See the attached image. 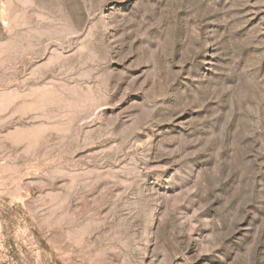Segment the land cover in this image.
I'll list each match as a JSON object with an SVG mask.
<instances>
[{
  "label": "rangeland",
  "instance_id": "obj_1",
  "mask_svg": "<svg viewBox=\"0 0 264 264\" xmlns=\"http://www.w3.org/2000/svg\"><path fill=\"white\" fill-rule=\"evenodd\" d=\"M0 264H264V0H0Z\"/></svg>",
  "mask_w": 264,
  "mask_h": 264
}]
</instances>
